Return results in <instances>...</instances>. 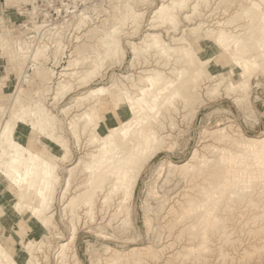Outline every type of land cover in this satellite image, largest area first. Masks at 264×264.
Wrapping results in <instances>:
<instances>
[{
  "label": "rangeland",
  "instance_id": "obj_1",
  "mask_svg": "<svg viewBox=\"0 0 264 264\" xmlns=\"http://www.w3.org/2000/svg\"><path fill=\"white\" fill-rule=\"evenodd\" d=\"M123 1L125 3L128 2V4L124 5L120 11L119 6ZM165 1L17 0L14 2V6L4 8L5 16L10 21L9 23L11 25L8 24L10 26L6 27V29L4 27L0 29V43L7 44V46H9L10 42L13 43L20 54H37L42 46H44L43 44H50L51 40L59 37L61 40L59 39L58 42L62 41V45L65 47L64 55L61 56L58 66L53 67L50 60L46 62L44 66L54 69L56 72L63 67L73 69L72 72L70 71L72 74L68 79L62 77L59 80H53L55 79L54 77L49 81L51 94L54 93L55 89L60 88V92L58 93L62 96V99L57 101V105L46 108L47 100L50 98H47L46 101L43 102L47 110L58 119L60 118V121L56 118L58 120L57 123L61 122L59 123V126H61L59 127L58 134L62 137V142L64 144L58 147L62 149L65 146H69L70 148L68 160L66 159L62 162L65 165L61 163L56 168V173L59 174V177L54 176L52 180L53 184L51 185V191L54 197L52 198L53 200L50 201V209L46 213L47 216L53 213L54 225L55 228H57L51 235L49 246L37 249L38 244L36 240L28 238L27 235V237H24L23 244L21 242V245L12 249L13 253L16 254H11L8 249H5L3 244L4 238L0 237L1 246L4 250L9 252L15 260H21V257H24L23 260L25 261L26 257H28L27 254H30L32 257L36 258L37 264H139V260L146 262V257L144 255L139 257L140 259L122 262L115 260L107 253L106 248L110 247L115 251L122 252L131 247L150 246L154 250H160V254H158L155 261L148 262L147 264H264V249L261 248L260 250V247L264 245L262 244L264 243V216L261 217L262 220L261 218H255L256 215H263L264 182L259 179L264 176V162H262L264 161V156L259 157L251 155L248 147L241 144L236 148L239 150L237 152L238 161L230 164L224 160V156L233 148V145L229 144L219 147L212 139L203 138L200 134L202 130H212L230 125L232 130H238L247 137H264V56L262 50L257 48L256 44L253 45V42L250 43L251 56L262 71L260 70L254 75L249 88V97L241 102L236 103L234 97L237 93L231 92L229 86H226V84L224 85L227 89L223 85L225 81L223 70H218L214 72V74H212V72L208 74L201 73L202 80L200 86L202 88H200L198 93L200 95V100H202V104H200L194 115H185L180 105H178V111L171 115V121L168 119V116L164 117V119H157L154 117L157 112H162L163 114H165V112L158 106H155L153 110L151 109L152 93L150 92L141 96L145 98V114L150 116L152 127L160 135L157 141V143L160 144V148H158V144L154 147H150L151 150H149L143 158L144 164L139 174L132 202L130 203V220L127 222L128 224L124 226L121 223V219L119 220L110 216L114 206L113 197L115 192L112 190L109 191L110 196H108L109 193H107V197L109 198L106 199L102 197V194H99L96 198V202L90 203V205L94 207L92 212L84 214V210L80 211L82 221L81 219L79 220L81 226L77 223L79 233L77 234L74 245H69L68 248H66L68 252L66 254L67 256L61 263L56 259L59 244L68 238L70 232V226L63 216L59 199L65 188L64 180L67 176L66 169L74 166L79 161V158L83 156L82 150H80L82 142L88 144L85 149L87 151L88 149L89 151L94 150L95 146L90 142L91 140L94 143H98L100 152H102L101 149H103V152H108L109 156L112 157L109 158L108 161L110 165H113L111 167L117 166L119 163L129 164L128 155L132 152L134 147L129 138H126L125 135L127 133V136L136 137L137 131L135 129V124L142 123L141 117L145 114L140 113L138 109H134L131 113L128 111L132 106V103L129 101L136 100L135 97L139 91L134 86L130 85V81L122 77L129 75L131 79L136 80L138 77H143L142 81H145L144 78H147L152 70L156 72H166L168 76H173V78L179 73V70L173 67L175 62L173 59H176V55L172 54L171 56L170 54L167 56L164 53L160 55L156 53L144 54L142 47L141 51H135L136 56L134 57L132 56V52L135 48H132V45L142 42L144 35L152 32V30H157L156 32L158 33L160 32L161 34H159L162 35V39L170 43L172 39L174 40L182 36L183 32L188 34V30L193 28L199 21L202 22L204 20L203 24L206 25L209 32H211L215 31V27H217L212 24L220 19L227 20L229 18H233L236 24L241 21L242 25L237 28V33L241 35V38L248 37L250 41L259 40L264 42V23L258 19L261 14L259 11L261 10L252 7L255 5L254 3H260L261 5L262 1L246 0V2H249L250 7L253 8L252 11H250L249 15L237 17L236 8H238V6L236 5L238 2L233 3L231 0H183L185 3L183 9L178 11L173 10V15L171 17L173 19L162 21L166 12L162 10L155 16L153 12L162 4L166 5L167 2H170V0ZM3 2L4 0H0V6H3ZM23 11H26L27 15H21ZM81 12H84L90 17L85 25L78 24L76 15ZM114 15L118 16L116 19L119 21L120 25L118 33L114 37L107 39L109 45L108 52L105 51L106 47L103 48L102 54L101 50L95 51L98 61L94 63V65H90L89 68L88 65L83 63L76 65L78 61H87L86 59L83 60L80 58L83 56L82 51L84 50H79L76 48V45L86 40V37L90 35H85L88 30L96 27L98 28L97 30H101L110 25L109 23L113 22ZM246 18H249L248 23L245 21ZM23 22H26L28 26L40 25L43 23L46 28L42 29L40 39H36L38 30L31 32L32 30L25 31L24 29H20L18 26L22 25ZM103 22L106 24L104 23V25ZM149 22H155V24H152L154 27H149ZM76 26H82V28L76 30ZM231 27L221 28H225L226 31L228 30L229 32H234V29ZM99 34L97 33V35L102 36L101 33ZM76 37L79 38L78 42H75ZM114 38L115 41H112ZM93 40L96 43L97 37H94ZM116 41H118L124 50V59H122L120 55L113 53L114 51L111 52L112 48H116L113 45ZM88 45L92 46V43ZM144 45L145 43H143V46ZM50 46L52 47L53 45ZM213 47H215L214 52L218 51L221 53L223 50L221 47H218L217 44L213 45ZM193 48L199 56L205 55L204 51L200 50L198 47L193 46ZM157 49L160 48L157 47ZM90 51L92 50L88 48L85 53ZM75 55L78 57V61L74 57ZM69 56L73 57L69 58ZM205 58H207V55L203 56L201 59ZM132 59H136L133 67L130 66ZM191 59L192 57H189V60ZM68 60L72 61L70 67H67ZM224 60L225 58L223 57L218 58L219 64H216V67H225L226 63L224 62L226 60ZM3 65L2 59H0V77L2 81L0 86H3L4 89V92L0 93V95L6 96V99L0 98V125H2L1 123H3L6 117L5 113L7 107L10 106L12 102V95L15 90L14 85L19 81V74L14 64H11L9 68L11 72L9 78L4 77L3 72L7 71V69L3 67ZM204 68H207V66L204 65ZM26 72L30 75L32 73L31 76H33V71H31V69H27ZM105 72L106 74L102 76ZM97 73H99V75L95 76ZM189 76H192V74ZM46 79H49V77ZM63 80L64 82H62ZM179 80L181 81L182 79ZM36 81V85L34 84L32 88H30L31 86L25 85L27 92L28 90L30 91L29 94H25V96H29L27 97L28 105H26L25 108V110H27L26 112L29 114V118H33L30 110L34 111V103L38 100L36 96H31V94L33 95V90L37 88L40 82L38 79ZM219 81L223 82L215 88H210L208 90L203 89L204 86H209L210 83L213 84ZM112 82L118 83L120 88L123 86L128 92L134 95L132 98H129V100L117 103V111L120 112L124 118L120 119L121 121H117L110 112V103L107 100H103L97 106L96 117L94 118V122L98 126H102V128H95L92 138H87L84 134L85 138L81 137L80 143H76L73 138L74 136L72 137L73 134L71 135V129H68V123L72 116L77 115V112L75 113V111L79 110L77 106L81 104L80 106L83 108L84 104H87L89 107L94 105L92 101L99 96L96 90L100 87H109ZM58 83L59 85L57 86ZM177 84L175 87L180 90L179 92L182 94L181 88L179 84ZM224 87L225 89H223ZM144 88L145 86H141V89ZM227 91H229V93ZM50 104H52L51 101L48 102V106ZM63 106H71L70 109H73H69L68 115L72 114L70 118H68V115L65 116L58 111ZM78 116H80V118H87V114L84 112L79 113ZM26 119L28 121V118ZM103 127L106 128L102 130ZM18 129L20 128L14 127V136L18 133ZM75 129L76 128H74V130ZM7 137L13 138V136L9 134ZM15 137L19 138L17 135ZM29 141L33 140L31 139ZM0 142L2 143H0V152L9 153L8 142L4 141L3 136H0ZM194 149L198 150L200 159L204 164L203 168L201 167L198 171L201 175L194 183L197 184L200 191H203L204 196L192 202L190 205L183 207L182 204L186 203L187 194V196L191 194L190 196L197 199L200 196H198V193L194 194L193 191H190L189 187L190 185H195L194 183H186L182 178V174L179 172H170L168 165L187 162ZM97 154L101 155L99 151H97ZM198 158L199 157L196 156L194 160ZM214 161L219 163L222 167L221 170L219 165H214L218 166L216 168L211 165ZM205 165H207V167ZM190 170H192V167H190ZM216 171L218 172L219 178L217 176L214 177L213 173ZM84 173H81L83 177L80 175L74 177L76 179L73 181L72 187L75 186L76 183L79 184L78 182H82L81 179L84 178ZM87 173L86 175H88ZM105 173H107V170H105ZM57 179H59L57 183L60 186L55 185ZM202 180L206 183H203ZM256 185H259V189ZM238 191L243 194L246 192V195H240L242 197L237 199L233 193ZM0 193H2L1 184ZM4 198L5 195L2 193V196L0 195V206L2 211L3 207L5 208L6 205L9 204V199H7V197L6 199ZM255 198H257V200ZM103 199L105 200L103 201ZM253 200L256 202V205ZM249 205L250 207H248ZM258 205H260L259 208ZM241 210L243 211L241 212ZM249 212H251V214ZM24 215L26 216L27 213H24ZM26 218L27 222L31 219V217L28 216H26ZM192 221L196 222V226H198L197 231V227L194 228L195 224H193ZM245 221L247 222L245 223ZM246 224L250 225L247 226ZM257 224L258 226H256ZM189 225L191 228H189ZM221 226L224 227L225 233H234L229 235L232 241H225V237L220 229L222 228ZM254 236H256V239ZM219 243L222 245L219 246ZM254 246L259 249L246 257L242 255L245 250L250 251ZM22 247H24V249ZM225 248L227 250H225ZM221 249H224L225 252ZM21 250L28 253L20 254L22 253ZM228 252L230 256L227 254ZM173 257L178 260H174Z\"/></svg>",
  "mask_w": 264,
  "mask_h": 264
},
{
  "label": "bare ground",
  "instance_id": "obj_2",
  "mask_svg": "<svg viewBox=\"0 0 264 264\" xmlns=\"http://www.w3.org/2000/svg\"><path fill=\"white\" fill-rule=\"evenodd\" d=\"M16 1L17 0H4L2 7L6 8V7L14 6V2ZM27 1H31V0H27ZM231 1L233 3L238 2V4L236 5L238 6V8H236L237 17L249 15L250 11H252L253 9L252 7H250L249 2H246V0L245 3L244 0H238V1L231 0ZM256 1L261 2L262 0H256ZM127 4L128 2L126 3L124 1L121 2L119 6V10L121 11L123 6ZM184 4L185 3L183 0H170V2H167L166 5L162 4L156 11L153 12V14L155 16L159 14L162 10H164L163 12L166 13H165V17L162 18V21L163 20L168 21L173 19L171 18L173 15L172 13L173 10L178 11L183 9ZM254 4L256 5V8L258 10H261L260 3H254ZM261 11H259V13L261 14L259 15L258 19L262 23H264V12ZM25 12L26 11L21 12V15L23 14L27 15V12L26 13ZM114 16H113V22L109 23L110 25L102 28L101 30H97L98 29L97 27L88 30L85 35L87 34L90 35L86 37V40H84L81 43L79 42L78 44L76 43L77 44L76 48H78L79 50H84L82 51L83 56H81L80 58H82L83 60L85 59L87 60L86 62L78 61L77 59L78 57L75 55L74 57L78 61L76 65H80L83 63L85 65H88L89 68L90 65L91 66L94 65V63L98 61V57L96 56L95 51L101 50V54H102L103 48L106 47L105 51L108 52L109 45L107 43V39L114 37L118 33L119 25H120L119 21L116 19L118 16H115V18ZM76 17L78 18L79 25L82 24L85 25L90 19V17H88L84 12H81L80 14L76 15ZM203 21L202 22L199 21V23L195 24L193 28L188 30L189 31L188 34H186V32L185 33L183 32L182 36H180L179 38L174 40L172 39V41L170 40L171 41L170 43H167L164 39H162L161 37L162 35H160L161 34L160 32L159 34L158 32H156L157 30H152V32L149 33L145 32L146 34L144 35V39L142 42L135 43L132 45V48H135V50L133 49L132 52L133 54L132 56L134 57L136 56L137 50L141 51L142 47L144 54L156 53L160 55L161 53L162 54L164 53L167 56L170 54L171 56L172 54L177 56L176 59H173L175 61L173 67L174 68L176 67L179 70V73L175 75L174 78L173 76H168L166 72L164 73L161 71L156 72L153 70L147 76V78H144L145 81H142L143 77L142 78L138 77L137 80L131 79V76L129 75L122 77L127 81H130L131 83L130 85L134 86L139 91L135 97L136 100H139L141 96L146 95L147 93L150 92L152 93L151 95L153 96H152L151 109L153 110L155 106H158L161 108V110L165 112V114H163L162 112H157L154 115V117L157 119L159 118L164 119V117L168 116V119H170L171 121L172 120L171 115L175 114L178 111L179 108L177 107L178 105H180V108L182 112L184 111L185 115L188 116L194 115L200 104H202L201 103L202 100H200V95L198 93L200 88H202L200 86L201 84L200 82L202 80L201 73L208 74L209 72H212V74H214V72L218 70H223V77L225 78L223 85L226 84V86H229V90L231 92L237 93V95L234 97V101L238 103L249 97L248 94L252 79L254 75L261 70V68L255 63L254 58L251 56L250 43L253 42V45L256 44L257 48L262 50V54L264 56V42H261L259 40L250 41L248 37L241 38V35L237 33V28L240 25H242V23L240 21L238 22V24H236L235 21H233V18H229L227 20L220 19L217 22L215 21L216 23L212 25L217 26L215 27L216 30L211 32H209V30L207 29L208 27L203 24L204 23ZM245 21L248 23L249 18H246ZM104 23L105 22H103V24ZM149 23H150L149 27H154L152 26V24H155V22H149ZM229 26L230 27L232 26L231 28L234 29L233 30L234 32L231 31L229 32L228 30L226 31L225 28H221V27L229 28ZM18 27L20 29H24L25 31L32 30L31 32L38 30L36 36L37 38L35 37L36 39H40L42 35L41 34L42 29L46 28V26H44L43 23L40 25L36 24V25L28 26L26 22H23V24ZM81 28L82 26H76L75 29L79 30ZM97 33L98 34L101 33L102 36H99L100 34L97 35ZM94 37L95 38L97 37L96 43L93 40ZM59 39H60L59 37H56L54 40H51L50 44H43L44 46H42L41 50L37 54H32V53L20 54L18 53V50L13 45V43L10 42L9 46H7V44L0 43V56L3 57L9 65L14 64V67L17 69V73L19 74L18 76L19 81L17 82L16 85H14L15 90L13 92L14 94L12 95V102L10 106L7 107L5 113L6 117L4 118L3 123H1L2 125H0V136H3L4 141L8 142L9 145V153L3 151L0 152L1 190L2 193H4L5 197L9 199L8 200L9 204L5 208L3 207V211L6 213V217L3 218V222L5 223L6 226L8 225L9 227L12 228L13 233L15 234V236L19 238V240H21L22 244L24 243V237H27V235L28 238L35 239L36 243L38 244L37 249H40L41 247H47L50 245L51 235L53 231L57 228V227L55 228L54 225L53 213L49 214V216H47L46 213L50 209V205H51L50 201H52L53 200L52 198L54 197L52 194L53 192L51 191V185L53 184L52 180L54 179V176L59 177V174L56 173V168L66 159L68 160L69 157L68 155L70 154L69 146H65L62 149L61 147H58L64 144L62 142L63 141L62 137L59 136L58 134L59 127L61 126V125L59 126V123L61 122L59 123L57 122L58 120L60 121V118L58 119L55 115H53L49 110L46 109L48 107H52V106L54 107L55 105H57L56 104L58 103L57 101L62 99V96H60L58 93L60 92L59 91L60 88L55 89L54 93L51 94L49 81L52 80L54 77L55 79L53 80L56 79L59 80L62 77L63 78L66 77V79H68V77L71 76L72 74L70 73V71L72 72L73 70L63 67L62 69L56 72L54 69L46 68L44 66L46 62H48L49 60L53 64V67L58 66L61 56L64 55V49H65L64 45H62V41L58 42ZM78 39L79 38L76 37L75 42H78ZM112 41H115V38ZM89 43H92V46H89L88 45ZM143 43H145L144 46ZM216 44L218 47H221L223 49L221 53H219L218 51L214 52L215 47H213V45ZM50 45L53 46L51 47ZM113 45L116 48L114 49L112 48L111 52L114 51L113 53L120 55L121 58L124 59L125 58L124 50L122 49L118 41H116ZM193 46L198 47L200 50L204 51V54L207 55V58L201 59L205 55L199 56L194 50ZM157 47H159L160 49H157ZM88 48H90L92 51L85 53ZM72 57L73 56H69V58ZM189 57H192V59L189 60ZM220 57L225 58L226 60V61L224 60L225 61L224 63H226L225 67H221V66L216 67V64H219L218 58ZM135 60L136 59H132L130 66L132 67L134 66ZM71 62L72 61L70 60L67 61L68 63L67 67H70ZM204 65H206L207 68H204ZM27 69H31V71H33V76H31L32 73L30 75L29 73L26 72ZM105 74L106 72L103 73L102 76H104ZM190 74H192V76H189ZM98 75L99 73H97L95 76ZM45 77L46 78L49 77V79H46ZM37 79L38 81H40L39 85L37 86V88L33 90V95L31 94V96L32 97L36 96L38 100L34 103L35 105L34 111L30 110L31 116L33 118L31 117L29 118V114L28 112H26L27 110H25L26 105H28L27 97L29 96H25V94L27 93L29 94L30 91L28 90L27 92V90L25 89L26 87L25 85L31 86L30 88H32L34 84L36 85ZM179 79L182 80L180 81ZM149 80L154 81V83H149ZM62 82H64V80ZM222 82L223 81H219L213 84L210 83L209 86H204L203 89L208 90L210 88H215ZM177 83L181 88L182 94H180L179 92L180 90H178L175 87ZM58 85L59 83L57 84V86ZM141 86H145V88L141 89ZM225 87L223 89H225ZM145 89H148L149 91L145 92ZM96 91H98L99 96H97V98H95L94 101H92L94 105L89 107L87 104H84L82 108L80 104L79 106H77L79 110L75 111V113L77 112V115L74 116H72V114L68 115L71 106L68 107L63 106L60 108V110H58L61 114H64L65 116L68 115L69 116L68 118L72 116L68 123L69 125L68 129L69 130L71 129L72 133L71 132L70 133L71 135L73 134L72 137L74 136L73 138L76 143H80L81 137L92 138L93 131L95 130V128L97 129L100 127L102 128V126H98L94 122V118L96 117L95 116L96 108L103 100H107L110 103V112L112 113L113 117H115L116 120L119 121L120 119L124 118V116L117 111V103H122L134 96L132 93L128 92L123 86L120 88L118 86V83L115 82H112V84L109 87H100ZM227 92L229 93V91ZM0 98L6 99V96L2 95ZM47 98L50 99L47 100V105L45 108L43 102L46 101ZM50 101L52 102V104L48 106V102ZM134 109H138L140 113L145 114L146 112L144 105L141 106L138 103L135 106L132 104L131 109H129L128 111L131 113ZM81 112L87 114V118H80L78 114ZM26 118H28V121ZM141 119H142V123L135 124V129L137 131L136 137L129 135L127 136V133L125 135L126 138L127 137L129 138L131 144L134 147L132 152L128 155V162H129L128 165L125 163L124 164L119 163L117 166L111 167L113 165H110L108 161L109 158L112 157L109 156L108 152H103L104 151L103 149H101L103 153L100 152V146L98 145V143H94L91 140L90 142L94 144L93 146H95L94 150H90V151L89 149L88 151L85 150L88 144L82 142V145L80 147V150H82L83 153L82 154L83 156H81L82 158L80 157L79 161L74 166L66 169L67 176L64 180L65 188L63 189V192L59 200L61 202L60 205L62 206L63 216L66 218V220L69 223L70 232L68 238L59 244L58 247L59 249L57 250L56 253V259L60 261V263L67 256L66 254L68 252L66 248H68L69 245L70 246L74 245L76 241L77 234L79 233L77 223H79V220L82 218L80 211L84 210L85 211L84 214L92 212V210H94V207H92L90 203H95L96 198L99 194H102V197H105L106 199L109 198L107 197V193H109V191L112 190L115 192L113 197L114 206L111 211L112 213L109 214L112 218H116L119 220L121 219V223L124 226L128 224L127 222L130 220V203L132 202L134 191L138 182L139 174L144 164L143 158L145 154L149 152V150H151L150 147H154L156 146V144H158L157 141L160 138V135L155 131V129L151 125L150 116L145 114L143 117H141ZM15 126L20 128L18 129V133H16V135L19 136V138H16L15 137L16 135L14 136L13 131ZM74 128L76 129L74 130ZM105 128L106 127H103L102 130H104ZM8 134L10 136H13V138L7 137ZM200 134L202 135L203 138L212 139L219 147L232 144L233 148L229 152H227V154L224 156V160H226L230 164H232L235 161H238L237 152L239 150L236 148L239 147L241 144L248 147L249 153L251 155H255L259 157L264 156V137L261 138L247 137L238 130H232L230 125L212 130H202ZM31 139L33 141H29ZM158 145H159L158 148H160V144ZM39 148H41L42 150ZM97 151H99L101 155L97 154ZM196 156H198L199 158L197 160H194ZM13 159L18 160L19 162L13 165L11 163ZM211 165L212 166L219 165V163L217 161H214L211 163ZM203 166L204 164L200 159L198 150L194 149L190 159L187 162H184L182 164H169L168 169L170 170V172L173 173L179 172L180 174H182V178L184 179V181H186V183L192 184L201 175V173L198 171L201 167L203 168ZM205 166L207 167V165ZM190 167H192V170H190ZM214 167L216 168L218 166H214ZM219 167L221 170L222 167L220 165ZM105 170H107V173H105ZM82 172L83 173L85 172L84 178L81 179L82 182L81 183L78 182L79 184L76 183V185L74 184L75 186L72 187L71 185L73 181L76 179L74 177L75 176L78 177L79 175L83 177L82 176L83 174L81 175ZM216 172L213 173L214 177L217 176L219 178L218 172L217 173ZM86 173L88 175H86ZM24 176H26L27 178L23 179L22 177ZM259 180L264 182V176H262V178ZM58 181L59 179H57L55 182L56 186L59 185L57 183ZM202 182L206 183L203 180ZM194 184L195 185H190L189 187L190 191H193L194 194L198 193V196L200 197L197 199L194 198L193 196H190L191 194L189 196H187L188 195L187 194L185 200L186 203L182 204L183 207L190 205L192 202H195L200 198H203L204 196L203 191L199 190L196 183ZM258 186L257 188L259 189ZM2 193H0L1 196ZM245 193L243 194L242 192L238 191L233 193V195L235 196V198L240 199V197H242L240 195H246ZM108 196H110V193ZM105 199H103V201ZM255 199L257 200V198ZM259 206L260 205H258V208ZM248 207H250V205ZM22 211L24 213H27L26 216L31 217V219L28 222L22 219V217H19V215L23 213ZM242 211L243 210H241V212ZM262 212H263L262 216L256 215L255 218L260 219L261 217L264 216V207L262 209ZM249 213L251 214V212ZM192 222L193 224H195L194 228L197 227L196 228L197 231L198 226H196V222L195 221ZM246 222L247 221H245V223ZM79 224L81 226V223ZM256 226H258V224ZM221 227L222 228L220 229L222 230V234L225 237V241L226 242L232 241L229 235L234 233L227 234L224 231V227L223 226ZM189 228H191L190 225ZM250 236L252 238L251 234ZM254 237L256 239V236ZM221 245L222 244L219 243V246ZM22 248L24 249V247ZM261 248L264 249V245L260 247V250ZM257 249L259 248L254 246L253 249L250 251L248 250H245L244 252L242 251L243 252L242 255L246 257L252 252H255ZM106 250L107 253H109L115 260H119L122 262H128L133 259H140L139 257L144 255L146 257V262L139 260V264H147L148 262L155 261L158 254H160V250H154L150 246L131 247L128 250L122 252L115 251L110 247H107ZM225 250L227 249L225 248ZM21 251L22 253L20 254L28 253V252H24L23 250ZM227 254L230 256L229 252ZM27 255L28 257H26L25 261L23 260L24 257H21V260H15L13 256H11L9 252L4 250L0 244L1 264H37V260L35 257H32L30 254ZM173 259L178 260L177 258L174 257Z\"/></svg>",
  "mask_w": 264,
  "mask_h": 264
},
{
  "label": "crops",
  "instance_id": "obj_3",
  "mask_svg": "<svg viewBox=\"0 0 264 264\" xmlns=\"http://www.w3.org/2000/svg\"><path fill=\"white\" fill-rule=\"evenodd\" d=\"M0 9H1L0 10V29L2 27H4L6 29V27L10 26L11 24L9 23L10 21L5 16L4 7L0 6ZM1 17H2V20H1ZM8 24H10V25H8ZM0 59H2V62L4 64L3 67H6V69H7V71L3 72L4 77L9 78V76L11 75V72L9 69L11 65H9L3 57L0 56ZM1 83H2V81H1V77H0V85H1ZM2 92H4V89H3V86L2 87L0 86V93H2ZM0 97H1V95H0ZM4 199H6V197ZM4 217H6V213L4 211H2V208H0V237L4 238L3 244H4L5 249H8L11 254H15V253H13L12 249L14 247L21 245V240H19V238L17 236H15L11 227L9 228L5 225V223L3 222ZM19 217H22V219L27 221V218L24 215V213H21L19 215Z\"/></svg>",
  "mask_w": 264,
  "mask_h": 264
},
{
  "label": "snow or ice",
  "instance_id": "obj_4",
  "mask_svg": "<svg viewBox=\"0 0 264 264\" xmlns=\"http://www.w3.org/2000/svg\"><path fill=\"white\" fill-rule=\"evenodd\" d=\"M252 7L255 8L256 5H253ZM260 8H261L262 12H264V0H262V3H261V5H260ZM149 83H154V81L149 80ZM148 91H149L148 89H145V92H148ZM129 102L132 103L134 106H135L137 103L140 104L141 106H143V105L145 104V98H144V97H141L139 100H130ZM18 162H19V161L16 160V159H13V160L11 161V163H12L13 165L17 164ZM262 162H264V161H262ZM22 178H23V179H26L27 177L24 176V177H22Z\"/></svg>",
  "mask_w": 264,
  "mask_h": 264
}]
</instances>
